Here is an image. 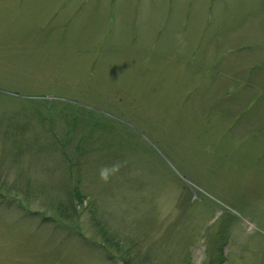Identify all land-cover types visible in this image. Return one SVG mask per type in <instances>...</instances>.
<instances>
[{"label":"rangeland","instance_id":"obj_1","mask_svg":"<svg viewBox=\"0 0 264 264\" xmlns=\"http://www.w3.org/2000/svg\"><path fill=\"white\" fill-rule=\"evenodd\" d=\"M221 257L264 264V0H0V264Z\"/></svg>","mask_w":264,"mask_h":264},{"label":"trees","instance_id":"obj_2","mask_svg":"<svg viewBox=\"0 0 264 264\" xmlns=\"http://www.w3.org/2000/svg\"><path fill=\"white\" fill-rule=\"evenodd\" d=\"M75 195H76L77 198H79V200H80V198H82L79 193H76ZM101 230H102V232H103L105 237H107L109 235V232L107 231L106 228L102 227ZM222 260H223V257L219 258L217 263L218 264H222Z\"/></svg>","mask_w":264,"mask_h":264},{"label":"clouds","instance_id":"obj_3","mask_svg":"<svg viewBox=\"0 0 264 264\" xmlns=\"http://www.w3.org/2000/svg\"><path fill=\"white\" fill-rule=\"evenodd\" d=\"M101 176L106 179L107 178V172L106 171H102L101 172Z\"/></svg>","mask_w":264,"mask_h":264}]
</instances>
